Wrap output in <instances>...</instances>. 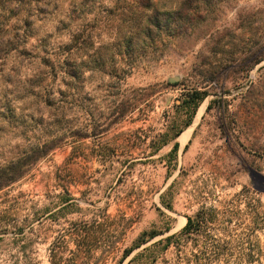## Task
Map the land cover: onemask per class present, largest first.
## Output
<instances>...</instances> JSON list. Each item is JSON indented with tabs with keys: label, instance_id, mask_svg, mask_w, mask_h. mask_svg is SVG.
Here are the masks:
<instances>
[{
	"label": "rangeland",
	"instance_id": "1",
	"mask_svg": "<svg viewBox=\"0 0 264 264\" xmlns=\"http://www.w3.org/2000/svg\"><path fill=\"white\" fill-rule=\"evenodd\" d=\"M69 2L38 23L40 34H53L52 44L64 42L55 27ZM210 2L191 36L143 54L132 70L121 67L119 78L85 73L60 125L48 117L49 109L41 107L39 116L35 106L18 101L9 118L0 114V163L52 130L61 127L64 133L62 145L28 177L0 191V264L26 262L11 244L13 226L32 205L64 190L73 198L67 204L99 214L86 264H117L116 248L132 245L143 232H159L121 263L146 264L145 248L178 234L187 217L196 219L202 211L212 214V222L197 226L179 252L170 245L154 264H264V179L256 174L264 177V59L255 63L258 49L264 50V0ZM112 9L108 0H89L82 19H93L92 41L100 56L117 60L116 26L126 24L120 26ZM28 77L23 68L18 89ZM5 88L7 98L14 96L0 80V107ZM195 88L206 95L183 128L186 115L179 104ZM122 100L134 110L118 117L110 107ZM188 129L182 144L179 137ZM71 208L60 221L45 218L30 226L36 264H49L48 246L60 233L68 250L74 249L71 223L92 215ZM180 218L184 225L175 229Z\"/></svg>",
	"mask_w": 264,
	"mask_h": 264
},
{
	"label": "trees",
	"instance_id": "2",
	"mask_svg": "<svg viewBox=\"0 0 264 264\" xmlns=\"http://www.w3.org/2000/svg\"><path fill=\"white\" fill-rule=\"evenodd\" d=\"M63 1L0 0V80L10 86V94L14 95L12 98H7L9 90L4 89L3 99L6 103L0 107V114H5L3 118L11 116V108L13 109L14 103L18 101L17 103L20 104L17 105L35 106L34 111L40 114L39 116L44 115L40 110L41 107L49 109L48 117L52 118L55 125H60L66 116L67 103L76 94L75 86L81 82L85 73L102 72L108 77L119 78L121 67H130L132 70L134 61L143 54L152 53L168 43L173 44L176 39L191 36L196 29L195 19L204 16L212 4L210 2L212 0H171L162 5H159V0H108V8H114L112 10L115 11L116 21L120 22V26L124 22L126 24L122 29L116 26L119 28L117 35L119 52L116 53L117 60H114L107 55L100 56L94 48L92 41L94 28L91 26L93 19H82L85 13L82 7L89 0H70L67 4L66 12L61 15L62 18L57 21L55 27L57 33L60 29L62 30L60 33L64 42L52 44L49 40L52 33L40 34L38 23H42L46 17L61 7ZM119 4L120 7H118ZM115 6H117L116 10ZM31 39H33L32 42H30ZM258 55L255 63L264 59V50L258 49ZM23 68L29 72V77L18 89ZM14 87L17 88L13 90ZM205 95V91L197 88L185 94V98L179 104L180 112L186 115L183 128L191 123L197 106ZM110 109L112 114L122 117L132 112L134 105L132 102L122 100L112 104ZM26 116L33 117L27 114ZM181 131L182 129L177 134ZM63 139L64 133L59 127L47 133L41 140L28 142L14 155L2 160L0 191L28 177L40 161L46 159L52 151L62 145ZM177 147L178 144L175 143L173 150ZM61 173L62 169L58 168L55 173L57 180L60 179ZM71 199H73L72 196L65 190L47 196V203L41 206L32 205L27 216L18 225L13 226L11 244L16 248L17 255L26 259L24 264H36L30 258L36 240L30 234V226L45 218L60 221L67 206L72 207L71 212L86 211L92 215V218L79 219L71 223L72 227L68 231V236L74 244L72 251H69L66 246L64 233L58 234L50 242L49 264H86L83 260L92 253L91 242L94 241L99 229L95 218L99 214L95 212L96 209L80 210L78 206L67 204ZM207 222H212V214L207 211L199 213L196 219L187 217L185 226L178 234H173L145 248V253H148L146 264L156 263L170 245L179 252L195 234L196 227ZM27 228H29L28 231H26ZM158 234L159 232L155 231L143 232L132 245L116 248V252L120 253L117 264H121L135 248ZM212 249L216 254L215 249L218 247L212 246Z\"/></svg>",
	"mask_w": 264,
	"mask_h": 264
},
{
	"label": "bare ground",
	"instance_id": "3",
	"mask_svg": "<svg viewBox=\"0 0 264 264\" xmlns=\"http://www.w3.org/2000/svg\"><path fill=\"white\" fill-rule=\"evenodd\" d=\"M202 110H203V105L199 108V110H198V112H197V116L200 115V113H201ZM197 118H198V117H197ZM195 121H196V120H195ZM190 133H191V129H188V130H186L185 132H183V133L180 135V137H179V141H180L182 144H184V143L186 142L187 138L189 137ZM183 225H184V219H183V218H180V219L178 220L177 224H176L175 229L180 228V227H182Z\"/></svg>",
	"mask_w": 264,
	"mask_h": 264
},
{
	"label": "water",
	"instance_id": "4",
	"mask_svg": "<svg viewBox=\"0 0 264 264\" xmlns=\"http://www.w3.org/2000/svg\"><path fill=\"white\" fill-rule=\"evenodd\" d=\"M258 176H260L262 179H264V177L261 175V174H259V173H256Z\"/></svg>",
	"mask_w": 264,
	"mask_h": 264
}]
</instances>
